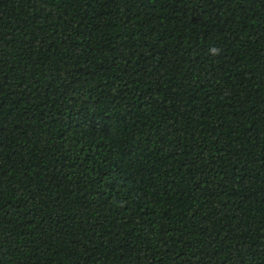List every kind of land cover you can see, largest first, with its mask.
I'll return each mask as SVG.
<instances>
[{"label":"trees","instance_id":"obj_1","mask_svg":"<svg viewBox=\"0 0 264 264\" xmlns=\"http://www.w3.org/2000/svg\"><path fill=\"white\" fill-rule=\"evenodd\" d=\"M0 264H264V0H0Z\"/></svg>","mask_w":264,"mask_h":264},{"label":"clouds","instance_id":"obj_2","mask_svg":"<svg viewBox=\"0 0 264 264\" xmlns=\"http://www.w3.org/2000/svg\"><path fill=\"white\" fill-rule=\"evenodd\" d=\"M210 52L215 54V53H217V49L215 47H213V48L210 49Z\"/></svg>","mask_w":264,"mask_h":264}]
</instances>
